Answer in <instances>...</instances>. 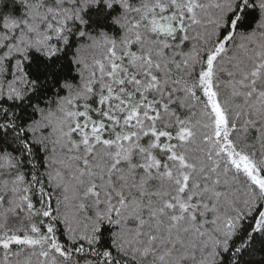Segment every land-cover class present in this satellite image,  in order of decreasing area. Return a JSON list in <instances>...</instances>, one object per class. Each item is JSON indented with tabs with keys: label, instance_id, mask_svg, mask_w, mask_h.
<instances>
[{
	"label": "snow or ice",
	"instance_id": "snow-or-ice-1",
	"mask_svg": "<svg viewBox=\"0 0 264 264\" xmlns=\"http://www.w3.org/2000/svg\"><path fill=\"white\" fill-rule=\"evenodd\" d=\"M0 264H264V0H0Z\"/></svg>",
	"mask_w": 264,
	"mask_h": 264
}]
</instances>
